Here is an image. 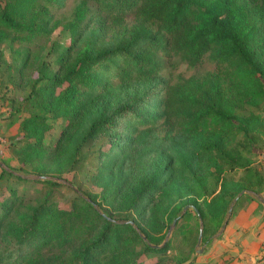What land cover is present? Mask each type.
Wrapping results in <instances>:
<instances>
[{
    "label": "trees",
    "instance_id": "16d2710c",
    "mask_svg": "<svg viewBox=\"0 0 264 264\" xmlns=\"http://www.w3.org/2000/svg\"><path fill=\"white\" fill-rule=\"evenodd\" d=\"M62 1L0 0V44L47 37L59 25L71 34L57 69L44 70L45 83L27 97L23 172L0 161V264H161L171 222L188 210L199 220L194 208L180 214L186 205L197 208L210 238L232 199L259 193L264 176L243 154L257 117L235 112L220 76L165 81L159 54L190 65L210 55L231 67L232 89L261 102L264 0H81L60 23L53 9ZM112 63L116 82L102 80L100 69ZM41 103L44 114L33 109ZM48 116L66 120L53 146ZM233 130L246 136L228 146ZM103 136L111 140L92 177L100 190L78 189L68 208L58 207L59 180ZM237 168L241 176L229 180Z\"/></svg>",
    "mask_w": 264,
    "mask_h": 264
},
{
    "label": "rangeland",
    "instance_id": "374dc122",
    "mask_svg": "<svg viewBox=\"0 0 264 264\" xmlns=\"http://www.w3.org/2000/svg\"><path fill=\"white\" fill-rule=\"evenodd\" d=\"M80 1L63 0L60 6L54 7V18L60 23L71 21ZM90 7L91 9L95 8L93 4H90ZM134 22L132 15L125 18V24L128 26H131ZM70 36V32L59 25L47 37H40L29 42L8 41L0 44V161L14 172H23L19 169L21 157L19 149L22 145L20 142L22 134L19 126L22 117L26 113L25 111L30 107L27 97L34 99L33 85H36V89L45 83L44 80H39L44 70H50L53 73L57 69V56L69 43ZM159 59L162 63L161 78L170 84L179 78L193 77L202 80L209 78L211 75L220 76L228 96L236 102L235 112L241 117H257L248 132L249 136L253 138L252 145L247 147L248 149H244L243 154L251 160V165L264 176V100L257 104L245 100L241 94H238L230 86L225 72L231 67L218 63L210 55H206L195 65H190L174 55L168 56L161 53ZM115 69L116 64L113 63L104 69L101 68L102 80L107 79L116 82L117 79L113 75ZM33 109L44 114L42 103L33 106ZM47 120L53 126V131L45 138V141L53 146L65 126L66 120L53 119L49 116ZM157 130L159 135L164 134L162 127H158ZM245 136L243 131L233 130L227 145L236 146L237 141H241ZM110 140L109 137L103 136L92 147L83 150L80 155L82 160L76 169L63 175L66 180H59L62 184L53 191V199L57 202L58 207L68 208L71 201L77 196L76 191L78 189L85 192L100 190L99 187L93 185L92 177L103 162V156L98 153V150L101 147L107 148ZM227 174H230L229 180L231 178L237 180L242 174V169L237 168L234 172H228ZM211 183L212 178H209L208 185ZM12 185H15V183H12ZM35 189H37V186L31 188V192H34ZM238 195V199L236 201L232 199L229 205V207L232 206V210L240 197H245V199L256 197V193L248 190H245L242 194L238 193L236 196ZM189 208L186 210L183 208L180 214L182 215ZM188 212L185 216H180L181 218H178L174 225L172 221L170 226L166 228L164 240L170 239L171 246L164 259L165 261L161 264H214V262H205L204 249L212 240L221 236L224 222L210 238L203 235L201 242L197 244L200 222L191 210H188ZM231 214L227 210L225 220H228ZM153 258L155 257H149L148 261Z\"/></svg>",
    "mask_w": 264,
    "mask_h": 264
},
{
    "label": "crops",
    "instance_id": "0c3cea01",
    "mask_svg": "<svg viewBox=\"0 0 264 264\" xmlns=\"http://www.w3.org/2000/svg\"><path fill=\"white\" fill-rule=\"evenodd\" d=\"M258 195L264 198V184ZM234 206L221 236L204 249L205 262L264 264V204L241 197Z\"/></svg>",
    "mask_w": 264,
    "mask_h": 264
},
{
    "label": "water",
    "instance_id": "95a60500",
    "mask_svg": "<svg viewBox=\"0 0 264 264\" xmlns=\"http://www.w3.org/2000/svg\"><path fill=\"white\" fill-rule=\"evenodd\" d=\"M244 192H245V190H242V191L240 192V194H242V193H244ZM238 197H239V195L236 196V197L234 198L233 201H236V200L238 199ZM256 197L258 198V200H259L262 204H264V198H263V197H261V196H259V195H256ZM189 207L195 209V211L197 212L198 218H199L200 228H199V235H198V241H197V244H199V243L201 242V239H202V236H203V226H202L203 223H202V218H201L200 214L198 213L197 208H196L195 206H193V205H186V206L184 207V210H186V209L189 208ZM231 212H232V206H230L229 209H228V213L230 214ZM176 220H177V219H174V220H173V225L175 224ZM130 222L132 223V221H130ZM226 223H227V220L224 221V224H223V226H222V231L224 230Z\"/></svg>",
    "mask_w": 264,
    "mask_h": 264
}]
</instances>
